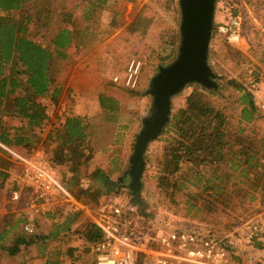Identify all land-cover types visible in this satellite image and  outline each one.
I'll list each match as a JSON object with an SVG mask.
<instances>
[{"label": "rangeland", "instance_id": "1", "mask_svg": "<svg viewBox=\"0 0 264 264\" xmlns=\"http://www.w3.org/2000/svg\"><path fill=\"white\" fill-rule=\"evenodd\" d=\"M178 5V0H105L102 6L97 7V20L93 28L106 31L105 40L92 36H89V39H81L80 41L84 42V49L76 54L81 56H75L70 61H62L66 68L58 78L61 77V80L66 81V85L67 82L69 84V79L75 78L77 87L72 88H87L89 72L80 64L87 63L89 47L96 48L100 43H105L107 54L115 60L111 63L113 75L110 76L109 84L116 89V93L119 92V109L115 118L112 120L109 116L107 118L109 124L102 127L101 120L98 118L100 115H98L93 137L89 141V150L73 148L71 155L62 163L54 162V169L59 177L66 181L72 178L76 171L72 162L73 164L74 162L82 163L76 171V176L79 184L82 183L81 185L85 187L89 185L88 179L91 174L95 170H100L103 178L108 181L102 187L104 189L102 192L106 190L109 192L98 201V206L104 208L116 203L132 204L136 208L139 224L152 228L156 232L204 228L220 236H228L235 227L245 223L264 207V167L260 170H251L246 177L240 176V169L227 162L222 163L219 170L215 172L211 168L187 171L185 169L182 171L183 179L179 180L181 176L179 174L178 177L170 179L169 189H162L158 179L162 176L163 149L166 141L172 136V134L163 135L162 133L146 149L145 166L140 179L141 187L137 193L130 190V181L125 176L130 170L129 159L133 153L135 138L142 128V120L147 118L150 112L151 99L148 94L150 80L160 67L168 66L178 54L180 44ZM60 8L62 9V7H53V14ZM232 21L240 24V40L237 43L230 42L223 34L217 32L218 26H229ZM36 23L37 26L43 24L42 21ZM105 25L108 26L107 29ZM132 25L135 32L132 34L128 32V34L126 30ZM78 27L80 28V25ZM91 27L92 25L89 24V30ZM39 28L42 31V28ZM35 35L33 34L35 41L50 47L49 41ZM131 59L141 62L140 82L137 89L132 91L112 83L113 77H122ZM57 66L62 65L58 63ZM208 66L215 76L214 81L218 88L216 90L202 89L205 90L204 93L212 105L225 113L228 123L226 130L230 137L242 130L237 140L242 143L246 139L248 144L259 150V155L264 160V0H215ZM229 81L235 82L234 85L241 88L243 92L252 94L256 113L254 120L250 123L240 121L241 106L238 98L243 92L236 90L228 83ZM198 87L201 88L196 84L188 85L173 98L171 115ZM64 89H68L69 94L71 93L70 87H64ZM208 92L214 94L211 95ZM15 122L17 121L9 120L8 124H15ZM46 130L41 132V139L35 143L36 146L33 149L44 152L51 159L54 152L62 154L64 147L60 146L59 141H55V135L51 139H46ZM16 149L19 153H26L22 146H17ZM87 157H90L88 161L84 160ZM7 158L6 161L11 164L4 170V178H0V226L8 228V224L16 222L17 228L13 235L31 238L22 231L19 206L11 201V191L14 188L11 181V169L14 163L9 157ZM261 162L264 163V161ZM195 172L198 175H195ZM218 176L221 177V181L216 180ZM122 178L126 179V184L118 185ZM110 184L113 186L110 187ZM178 185L180 187L176 189ZM215 186H219L220 189H215ZM44 227L46 231H41L40 234L44 236L49 234L54 238L53 232L49 231L52 228L51 222L48 221L47 226H43L42 229ZM37 232L32 235L36 237H33L35 241L30 248L25 250L23 247L20 248V250H28L26 256L30 258L29 264H44L39 262L38 258L41 245L37 242L40 240H38ZM10 239L11 234L2 241V244L8 245ZM68 248L70 247L65 249V253ZM85 249L89 253V244ZM0 251V255L4 256H0V264H7V257H11L5 250L0 248ZM66 254L68 255L69 252ZM87 258L89 259V256ZM241 260L240 264H255L246 257ZM9 261L8 264H19L20 257Z\"/></svg>", "mask_w": 264, "mask_h": 264}, {"label": "trees", "instance_id": "2", "mask_svg": "<svg viewBox=\"0 0 264 264\" xmlns=\"http://www.w3.org/2000/svg\"><path fill=\"white\" fill-rule=\"evenodd\" d=\"M33 0H0V143L4 146L14 148L22 146L27 154L34 151L35 143L40 141L41 132L48 125L46 108L41 103L34 102V97L44 96L49 91L52 80V69L54 54L61 56L72 42L71 31L61 29L53 36L49 37L51 48H45L34 39L27 38V25L35 26L41 16L46 19L47 12L40 10L38 6L31 5ZM105 2V0H103ZM19 15L13 16V14ZM42 18V19H43ZM43 29L51 31L53 20L48 19L42 24ZM126 32H135L134 25ZM128 33V34H129ZM236 90L243 92L241 88L235 86L233 81L228 82ZM204 89L193 90L184 100L183 105L171 115L168 127L163 135L172 134L166 141L163 149L162 176L158 183L160 188L169 189L171 178L183 179L182 173L186 169L211 168L213 171L222 163H230L240 169V176L246 177L251 170H260L264 167L259 155V150L253 148L245 141L237 140L242 130L231 136L226 130V115L221 109L212 105ZM213 95V92H208ZM58 99V91H54L52 102ZM241 106L240 121L250 123L254 120L256 107L253 96L250 92H243L238 98ZM100 105L111 113V119L117 112L114 101L101 100ZM17 121L15 124H8V121ZM17 123V124H16ZM56 132V133H55ZM47 134L46 139H51L55 135V141L60 142L64 147V152L52 154L51 162L62 163L72 153V149L78 147L82 149L85 145V128L78 118L67 119L64 123L63 134L58 131ZM5 159H4V158ZM7 153L0 148V178H4V170L9 167ZM50 159V158H49ZM77 171L81 163L72 162ZM74 171L72 178L64 181L63 186L77 199L86 198L88 194L96 191H103L107 184L100 170H95L89 177V187L82 188ZM195 175H198L195 172ZM221 181V177H216ZM130 181V179H129ZM201 180L199 179V182ZM118 185H123L125 181L119 180ZM174 185V184H173ZM110 187L113 184L109 185ZM180 185L176 189H179ZM215 189H220L215 186ZM93 190V191H91ZM107 191V190H106ZM95 194V193H93ZM17 228L16 222L8 224V228L0 226V248L10 256L14 257L28 249L34 239L23 235L14 234ZM89 244H96L102 240V234L94 224L85 222L82 229L78 231ZM8 245H3L2 241L9 237ZM23 247L24 250H20ZM241 258L232 256L230 264H240ZM47 264H57L50 260ZM136 264H143V258L138 257Z\"/></svg>", "mask_w": 264, "mask_h": 264}, {"label": "built area", "instance_id": "3", "mask_svg": "<svg viewBox=\"0 0 264 264\" xmlns=\"http://www.w3.org/2000/svg\"><path fill=\"white\" fill-rule=\"evenodd\" d=\"M239 30L237 21L217 28L234 43L240 40ZM140 68L141 62L131 59L122 77H113L112 83L125 90L137 89ZM0 148L14 163L11 201L19 206L22 231L35 235L39 221L59 204L70 202L72 195L38 152L19 153L1 143ZM135 209L129 203H116L99 210L94 224L102 240L93 245L94 264H136L138 257L143 264H230L232 256L264 264V207L228 236L204 228L156 232L139 224Z\"/></svg>", "mask_w": 264, "mask_h": 264}, {"label": "crops", "instance_id": "4", "mask_svg": "<svg viewBox=\"0 0 264 264\" xmlns=\"http://www.w3.org/2000/svg\"><path fill=\"white\" fill-rule=\"evenodd\" d=\"M94 1L96 0H82L77 2L70 0H66L64 2L59 0H33L31 5L38 6L40 10H44L48 15L46 19L41 16L38 21H42L44 23L45 20L52 19L53 29L51 31L48 29H43L42 25L39 26L40 24L33 27H30V25L26 26L28 39H33V34H36L35 37L43 40H49V37L52 35L54 36L60 30V28L71 31V44L66 49H64L63 52H61V56L54 54V59L55 57L56 59L53 63V74L49 85V91L44 96H35L33 100L36 103L43 104L46 108L48 125L46 126L45 130L47 129V134L50 133L51 130H53V132L58 131L59 134H63L65 121L67 119L78 118L85 128L86 140L85 145L82 147L84 150H89V141L91 137H93L92 134L95 130V125H97L98 118L101 120V127L103 125L109 124L107 118L111 115V113H108L105 108L100 105V101H114L117 106V112L120 105L118 102L120 98L119 92L116 93V89L109 84L110 76L113 75V67H111V63H114L115 60L111 59L109 54H107L108 52L107 49H105V43H100L96 48L89 47L87 50V58H89L87 63L83 65L80 64L83 69L89 72V79L87 78V88H72L77 87V81L75 78L69 79V84L67 82V85L66 81L61 80V77L58 78L64 73L66 68V65L64 66L62 61H70L81 49H84V42H81V39H89V36L97 38L100 37V40H105L106 38V35H104L106 31L93 28L95 20H97L96 9L98 6H102V3L105 2L103 0H97L96 2ZM53 7H62V9L60 8L58 12L53 14ZM18 15V12L17 14H13V16L16 17ZM89 24L92 25L90 30ZM78 25H80V28ZM39 27L42 28V31ZM105 28L107 29L108 26L105 25ZM37 43L50 50L52 48L45 46L44 43L38 41ZM80 56L81 55H77L76 57ZM58 63L62 66H57ZM77 67L80 66L77 65ZM64 87H70V89H72L71 93L69 94V90L64 89ZM55 90L58 91V99L56 102H52V96ZM66 94H69V97L65 96ZM116 113H114L112 120L115 118ZM98 115L100 116L97 118ZM14 148L16 149L17 147ZM33 152H38L41 154L52 165V167H54V163L50 161L51 159H49L44 154V152L40 150H34ZM89 158L90 157H87L84 160L88 161ZM117 165L120 166V164ZM59 179L63 182L60 177ZM89 185L86 187L81 185V187L85 189L88 188ZM108 192L109 191L92 192L91 194H88L86 198L81 199H77L72 193H70L72 195L70 202L59 204L56 207L54 213L48 214L44 219L39 221L36 230V232L38 231V240L40 239L37 242L41 245V252L38 256L39 262L46 264L48 261L54 260L57 262V264H94V255L92 252L93 245L89 242V253H87L88 250L85 248H88V243L83 238V235L79 234L78 231L82 229V224L86 221L89 222V224H94V220L101 209L97 203L99 200L107 196ZM48 221H50L52 224V228L49 229V231L53 232L54 238L53 236L50 237L49 234H46V236L40 234L41 231H46L44 230L45 227L43 229L42 227L47 226ZM47 241L51 242L47 243ZM30 247L31 246L28 248ZM67 247H70L68 250H66V253L69 252L68 255L65 253V249ZM27 251L28 250L21 251L18 255L11 258L7 257V260L9 261L14 258L16 259L19 256V264H29L30 258L26 256ZM0 256L4 257L3 255ZM88 256L89 259L87 258Z\"/></svg>", "mask_w": 264, "mask_h": 264}, {"label": "water", "instance_id": "5", "mask_svg": "<svg viewBox=\"0 0 264 264\" xmlns=\"http://www.w3.org/2000/svg\"><path fill=\"white\" fill-rule=\"evenodd\" d=\"M178 4V54L168 66L160 67L150 80V112L142 120V128L135 138L133 153L129 159V174L134 192H138L141 187L147 147L162 134L170 121L173 98L191 84L206 90L218 88L215 76L208 66L215 0H178Z\"/></svg>", "mask_w": 264, "mask_h": 264}, {"label": "flooded vegetation", "instance_id": "6", "mask_svg": "<svg viewBox=\"0 0 264 264\" xmlns=\"http://www.w3.org/2000/svg\"><path fill=\"white\" fill-rule=\"evenodd\" d=\"M129 173H130V170L125 174V176L128 178V180L130 179V186H129V188H130V190H132L133 193H137V192H134V190L132 188L131 177H130V174ZM122 179H123V181H125V183L123 184V185H125L126 184V179H124V178H122Z\"/></svg>", "mask_w": 264, "mask_h": 264}]
</instances>
